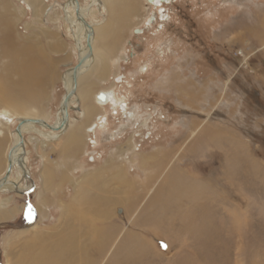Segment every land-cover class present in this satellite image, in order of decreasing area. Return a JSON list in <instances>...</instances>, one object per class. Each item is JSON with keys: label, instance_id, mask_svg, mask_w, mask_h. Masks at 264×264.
<instances>
[{"label": "rangeland", "instance_id": "374dc122", "mask_svg": "<svg viewBox=\"0 0 264 264\" xmlns=\"http://www.w3.org/2000/svg\"><path fill=\"white\" fill-rule=\"evenodd\" d=\"M69 1L41 0L37 14L26 0H8L0 11L14 20L19 45L34 47L20 80L0 52V101L13 96L14 101H6L21 107L4 128L9 134L0 143V178L3 154L15 140L14 128L21 119L55 125L65 94L61 76L77 65L84 41L79 42L78 29L64 20L77 16L65 7ZM138 1L139 12L129 16L106 76L92 78L94 91L113 88L138 120L131 125L112 106L100 108L98 113L106 117L104 128L99 124L86 132L76 154L62 152L64 134L50 136L58 130L33 124L36 131L22 132L21 162L14 164L7 179L12 186L0 188V210L17 209L0 218V264H31L43 251L42 244L48 247L64 236L65 222L77 232L71 264H264V33L259 31L264 0H168L162 7ZM77 4L83 10L82 23L95 27L104 20L102 5L93 0ZM123 54L124 59L114 61ZM117 74L120 82L114 79ZM22 79L26 83L20 84ZM79 103L68 108L71 123L78 119ZM121 123L127 128L116 134ZM211 133L221 135L220 141ZM129 136L133 149L128 158L137 159L126 163L128 184L105 170L100 177L91 171L90 179H81L80 194L66 210L63 205L75 193L69 183L55 179L53 194L45 191L47 208H41L45 161L54 173L79 178L82 170L102 167ZM232 146L258 163L255 178L227 172L226 155ZM139 154L149 156L148 169L138 166ZM172 172L205 186L201 199L168 200V208L163 200L152 205L151 197ZM209 191L215 197L208 198L212 205L203 198ZM194 193L192 197L198 196ZM234 210L241 213L239 223ZM203 219L212 229L206 238L193 229ZM103 227L111 241L98 254L93 231ZM44 259L41 255L38 262Z\"/></svg>", "mask_w": 264, "mask_h": 264}, {"label": "bare ground", "instance_id": "6f19581e", "mask_svg": "<svg viewBox=\"0 0 264 264\" xmlns=\"http://www.w3.org/2000/svg\"><path fill=\"white\" fill-rule=\"evenodd\" d=\"M26 1L28 3H30L31 8L34 10V13L38 14V11H39L40 5H41V0H26ZM165 1H168V0H164V1L152 0V1H148L147 4H150L153 7H162L161 2H165ZM93 2L100 4L105 8V13H104L105 16H103L104 20L98 24H95V27H91L86 22L82 23V21L80 20V17L83 14V10L81 9L80 6H78V4L76 2H74L73 0H70L69 2H66V4H65V7L67 9L72 8L74 11H76L77 16L76 17L68 16L64 20L69 21L71 26L74 27L76 30L78 29L77 36L80 37L79 42H81V39H83L84 41H83V43L81 42L79 45V49H80L79 60L81 59V64L79 65V67L76 70L74 68H72L70 70L65 71L61 76L62 81L64 83L65 92H71L74 89V92L72 94V97H74V98L71 97L68 101V104H67V114H66L67 120L66 121L69 122V125L67 126V123L64 124V122L61 124L62 120L64 119V116H63L64 112H63L62 106L60 105L59 110H58V116L56 117L55 125H52L55 127H59V129H58L59 132L57 131L58 133L51 134L50 136L58 138L60 133H63L64 134V136H63L64 140L62 142L63 143L62 152L69 151L70 154H76V153L80 152V150L82 149V146H83L82 141H83V138L85 136L84 134L86 132L89 133V132L94 131L95 128L99 124H100L99 127L104 128V126L106 124V117H105V114H102L101 111H100L101 113H98L100 108H101V110H103L107 106H112L113 108H115L117 110V113L122 115V118L123 117L125 118V122H127V123L129 122V124H131V125L136 123V121L138 120L137 114L134 111L130 110L124 101L117 99V97L115 96V92H114L113 88H100V89H97L94 91V87H93L94 83H92L93 82L92 78L97 77V78L103 80V78L106 76L107 71H108V60L112 57L113 53H115L116 49H118V43H120L122 41V40H120V39H122L121 37H124V34L126 32V27L128 26V24H130V23H128L129 16H133L139 12V1L138 0H96V1L93 0ZM7 3H8V0H0V11L6 7ZM91 8H93V7H91ZM104 8H102V9H104ZM41 12H43V10ZM88 12H91V11H88ZM88 14H90V13H88ZM161 16H163V15H161ZM64 23L66 24V22H64ZM13 24H14L13 19H8L6 16L3 17V14L0 12V52L4 53V55L9 59V63H8L9 66H11L14 69V71H16L19 74L18 80H20V71L22 70V68L26 62V59L30 56L34 47H33V45L31 46V44H26V43H24L25 45H19L22 43L18 42V40L15 36ZM260 26H261L260 27L261 29L259 31H261V33H264V21H262V24ZM74 36H76V35H74ZM79 42H77V43L79 44ZM61 48H62V46H61ZM123 57H124V54L117 56L113 59L115 60V62L116 61L118 62ZM120 75L121 74L114 75V79H116L117 82H120L119 80L122 79V76L119 77ZM22 83L24 84V83H26V81L22 79L20 84H22ZM0 84H2L1 81H0ZM17 87H21V85H18ZM100 93L105 95L104 99L101 98ZM1 100L2 101H0V104L3 106V108L0 109V143L5 138H8L6 136H8L9 133L6 132V130H4V128L6 127V129H8L7 126L9 125V123H12L13 116L14 115L17 116L21 112L20 106L16 107L12 104H9L8 101H6V100H9V102L14 101L13 96H10V98L4 97ZM79 100H80V103L78 102ZM61 103H62V101H61ZM77 103L80 104L81 110L78 111V113H79L78 119L74 120L75 122L73 121V123H71L68 119V116H69L68 108L73 106L74 104H77ZM24 119H27V118H24ZM29 119H31V118H29ZM33 124L34 123H32V122L23 123L21 125V134L26 129L36 131L35 126ZM126 126L127 125H124L121 123V125L119 126V129L117 131H115V133L117 134V133L123 131L125 128H127ZM13 134L15 135V140L12 142L10 147H8V150L6 151V153L3 154L4 160H3V168L2 169L4 172V176H3V178H0V188L2 186L3 187L4 186L5 187H7V186L11 187L12 186V184L7 180L10 173H9L8 177L5 178L6 169H7L9 164H11V169H12L14 164L17 161L18 162L20 161V154L23 153L24 145L21 146L19 144V136L15 132ZM42 134H46V133L43 132ZM207 135H208V132L206 133V136ZM209 136H215L214 139H217L216 142L220 141L219 137L221 135L219 136L218 134H212L211 133V134H209ZM222 140L227 142L228 137H223ZM132 149H133L132 137L129 136V138H128V140H126L125 144L118 147V151L116 150L114 153L111 152L109 157L104 161L102 167L96 168L93 170H89V169L84 170V171L82 170V173H81L79 178L71 177L66 172H61L59 174L54 173L53 168L51 167L49 162L45 161V163H43L42 172L40 173L41 174L42 191L40 192V197H39V201H38L39 205H40V203L44 204V205H40L41 208L42 207L44 208V206L47 204L48 198L45 196V193H46L45 191H47V192L51 191V193L54 191V186H56V180L55 179H57L58 184H61V182L69 183L73 188V192L75 193V195L72 198H70V200H69L70 202L67 201L68 203L63 205V208H65L67 206L66 210L70 209L71 206L69 205V203H71V201L76 200L78 195L80 194L82 181L91 178V176H92L91 171L98 173L99 177H100L101 176V170H105V171L111 173V175L114 178H116L118 180H124V183L128 184V181L130 179L128 178V174H127V170H126V163H127V161H128V163H132V162L136 161V159H137V158L133 159L134 158L133 155H132L133 158L132 157L128 158V154H132ZM242 150H243L242 148L237 147V146H236V148H234L232 146L231 148H229L227 150V155H226L227 159L225 162L227 172L231 173L233 176H237V177L241 176L243 178H248V179L252 178L253 179L256 177V174H257L258 169H259L258 163L254 159H252L251 157L246 155L244 152H242ZM60 153H61V151H60ZM159 153H161V152H159ZM157 154L158 153H156V155ZM42 156H44V155H42ZM154 156L155 155H152L151 157H154ZM66 157H69V156H66ZM148 159H149V156L144 155V154H142V155L139 154L138 166L141 167L142 169H145V170L148 169L147 165H149V162H150ZM117 160H120V163H118ZM81 179H82V181H81ZM238 179L239 178H237V180ZM233 184H235V183H233ZM177 186L182 187L181 191H180V189H177V191H176ZM204 187L201 186V184H199V183H191L189 179L183 177V173L172 172L161 183V185L159 186L157 191H155V193L151 197L150 202L153 201L152 205H156V203L157 204L159 203L158 201L162 202V200H163L165 203L164 206L167 205L166 201H168V200L171 203H172V201H181L183 199L189 200V202H195V201L200 200L201 199L200 194H202L206 191ZM39 190H40V188H39ZM194 190L197 191L198 196H196V197H192L195 194ZM210 190L213 192L212 189H210ZM211 191L208 192L209 193L208 197L203 196V198H205V201L207 202L208 205H210V204L212 205V202H209L210 200L208 198H211L212 201L215 200V197L213 196ZM210 193L212 195H210ZM50 200L51 199H49V201ZM196 204H198V203H196ZM221 205H223V204L221 203ZM160 206L161 205H159V207L158 206L157 207L160 209ZM168 206H166V207L168 208ZM41 208H40V210L42 211ZM16 210H17L16 207L9 208L5 211L0 210V218H3L9 214L10 215L14 214V213H16ZM40 214H41V212H40ZM232 214L237 221V222L236 221L235 222L239 223V219H240L239 217H240L241 213L238 212L237 210H234ZM191 217H192V215H191ZM201 218H202V216H201ZM197 220H199V219H197ZM210 221L211 220H209V222ZM191 225H193V224H190L189 226H191ZM210 226L211 225L210 224L208 225L207 220L203 219L193 229H196L198 231V233L201 234L202 237H205V235H207L208 233H212V229ZM156 227L158 228V225ZM214 228L215 227H213V229ZM63 229H64L65 234L60 239H56L53 244L48 243L49 244L48 247L45 244H42L40 246L43 248V251L39 252V254H38V252L37 253L35 252L36 258L34 256H33V258L31 257L33 259L31 264H71L70 260L73 258L72 255H73V251L75 248L74 238H75L77 232H76V230H74V228H72V225H70L68 222H65ZM165 231H166V229H165ZM165 231L163 234H165ZM93 232H94V235L96 236L94 242L97 243V246L94 249L99 251L98 252V254H99L101 248L107 247V245L109 244L108 242L111 241V237H110V234H104V233H106V230L104 229V227L96 229ZM166 233L167 234L169 233L168 230ZM189 234H190V232H189ZM109 237H110V239H109ZM192 237H193V233H192ZM205 238H203V239L205 240ZM121 247H122V245L120 244V246L117 249H121ZM83 250H84V248H83ZM85 252H86V250L83 252L82 258H84L86 256L84 254ZM103 252L104 251H102L101 253H103ZM30 255H32V253L29 254V257H30ZM41 255H43L45 257V259L43 260V262L39 263L38 259L41 258ZM91 257H94V254ZM89 262H91V259L89 260Z\"/></svg>", "mask_w": 264, "mask_h": 264}, {"label": "water", "instance_id": "95a60500", "mask_svg": "<svg viewBox=\"0 0 264 264\" xmlns=\"http://www.w3.org/2000/svg\"><path fill=\"white\" fill-rule=\"evenodd\" d=\"M74 2H78V0H73ZM148 1H152V0H148ZM161 1H164V0H161ZM81 64V59L78 60V63L77 65L74 67V69L76 70L79 65ZM74 92V89L71 91V92H65V95L62 99V103H61V106L63 108V116H64V119L62 120L61 124L64 122V124L67 123V104H68V101L69 99L72 97V94ZM101 94V95H100ZM99 95L101 96L102 99H104V94L100 93ZM98 99V98H97ZM98 101V100H97ZM25 122H32L36 125H39L45 129H48V130H52V131H55V130H58L59 127H55V126H52L50 124H48L46 121L44 120H40V119H22L20 120V122L15 126L14 128V132L19 136V144L22 146L23 145V135L21 134V125ZM11 172V164L8 165L7 169H6V173H5V178L8 177L9 173Z\"/></svg>", "mask_w": 264, "mask_h": 264}, {"label": "snow or ice", "instance_id": "6c2138e0", "mask_svg": "<svg viewBox=\"0 0 264 264\" xmlns=\"http://www.w3.org/2000/svg\"><path fill=\"white\" fill-rule=\"evenodd\" d=\"M29 216H31V209H29ZM162 247H166V245H161Z\"/></svg>", "mask_w": 264, "mask_h": 264}, {"label": "crops", "instance_id": "0c3cea01", "mask_svg": "<svg viewBox=\"0 0 264 264\" xmlns=\"http://www.w3.org/2000/svg\"><path fill=\"white\" fill-rule=\"evenodd\" d=\"M116 51H117V49H116ZM117 56H119V55H117ZM117 56H115V57H117ZM115 57H114V58H115ZM109 60H110V59H109ZM114 61H115V60H114ZM107 72H108V71H107ZM78 102H79V101H78Z\"/></svg>", "mask_w": 264, "mask_h": 264}]
</instances>
